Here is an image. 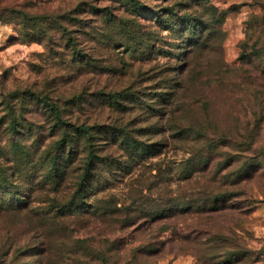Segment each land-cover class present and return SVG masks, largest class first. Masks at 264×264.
Returning a JSON list of instances; mask_svg holds the SVG:
<instances>
[{
  "label": "rangeland",
  "instance_id": "rangeland-1",
  "mask_svg": "<svg viewBox=\"0 0 264 264\" xmlns=\"http://www.w3.org/2000/svg\"><path fill=\"white\" fill-rule=\"evenodd\" d=\"M138 1L144 13H161L162 8L171 5L179 15L199 18L202 25L198 35L205 30L202 38L194 47L190 40L181 39L177 33L179 20L175 18L161 28L139 20L134 29L141 39H149L147 44L126 38L103 44L78 34L71 22L67 27L75 31L72 36L78 37L77 47L90 60L76 66L70 63L71 53L59 36L55 35L52 43L24 39L22 32L27 33L25 27L30 24L20 13L41 16L70 12L75 19L94 21L90 25L98 28L102 20L89 12L87 3L107 7L114 15L132 17L133 12L125 10L118 0H0V126L9 123V104L15 106L16 113L23 114L20 124L33 126V102L16 95L40 92L60 104L70 121L123 128L146 144L167 140L169 149L159 158L148 160V171L159 164L170 169L168 188L176 195L177 203L195 207L199 205L196 203L213 200V210L206 214L192 211L167 222L177 229L175 234L159 233L162 222L154 225L137 220L122 227L113 220L99 221L89 215L67 219L72 237L91 240L97 249H102L106 241L114 245L106 261L91 264H173L182 258L190 259L191 264H264V76L259 72L258 60H242L240 49L247 23L260 14L264 0ZM34 27L49 30L47 22ZM252 34L249 44L260 35L257 31ZM126 43L128 48L123 47ZM100 91L129 94L122 102L127 108H107L98 95ZM170 91L177 92L175 100L167 104L165 117L157 120L159 96ZM80 92V105L69 101ZM173 116L178 117L176 122L171 120ZM37 123L44 124L43 119L38 117ZM164 123L174 131L162 136L159 127ZM180 128L187 132L172 137ZM20 138L29 146L31 140L18 135L15 139ZM0 144V153H7V141ZM33 147L30 144L29 152L33 153ZM109 152L124 160L118 145H111ZM140 169L146 172V168ZM23 171L30 173L28 167ZM95 183V196L90 194L87 202L97 201V205L109 209L130 204L126 186L114 181L112 188L96 191L99 187ZM39 185L30 192L27 182L21 183L16 197L6 199L15 205L46 207L39 203L46 199ZM159 191L161 197L166 195L164 190ZM156 192L153 188L142 195L157 202ZM143 201L139 200L140 205ZM16 228L23 229L17 225L13 233ZM201 229L210 234H196ZM146 244L156 250L150 254L135 250ZM39 258L32 251L19 255L17 263L36 264ZM63 264L78 263L67 260Z\"/></svg>",
  "mask_w": 264,
  "mask_h": 264
},
{
  "label": "trees",
  "instance_id": "trees-1",
  "mask_svg": "<svg viewBox=\"0 0 264 264\" xmlns=\"http://www.w3.org/2000/svg\"><path fill=\"white\" fill-rule=\"evenodd\" d=\"M118 1L125 10L133 12L132 17L114 15L107 7L101 8L87 3L89 12L102 20V25L98 28L96 25H90L94 24V21H88L86 18L75 19L70 12L65 14L52 12L51 15L41 16H30L19 12L23 20L30 24L29 27H25L27 33L22 32V36L29 41L46 40L49 43L53 42L55 35L59 36L71 53L70 63L80 66L88 64L90 60L88 55L77 47L78 37L72 36V32L75 31L69 29L67 23L72 22V26L78 28V34L89 35L91 40L103 44L114 43L124 38L132 43L134 40L139 41L136 42L138 44H147L149 39H141L134 29L138 27L139 20L151 21L161 28L167 26L170 20L178 19V36L190 40L193 47L205 32L203 30L198 35L202 25L199 18L179 15L171 5L162 8L161 13L155 10L144 13V6L138 0ZM260 8V14L252 16L247 23L246 38L241 42L240 49L242 60L250 58L258 60L259 72L264 76V1L260 3ZM46 22L49 30L54 29L52 33L49 30L35 29V25ZM29 31L31 33H28ZM253 31H257L263 37L259 35L249 44ZM123 47L128 48V44H124ZM176 93V91L161 93L157 104V120H161L169 112L166 106L173 99L175 100ZM98 95L102 97L104 104H107V108L116 110H120L121 106L122 110L127 108L122 102L129 94L126 95L123 91L110 93L100 91ZM16 97L22 100L29 98L36 111L33 112V126L30 123L22 125L19 121L23 120L21 117L23 114L16 113L15 106L9 104V123L4 128L0 126V143L7 141V153L4 151L0 153V264H18L19 255L25 256L32 251L40 257L36 264H63L67 260L78 264L106 261L108 258L106 254L115 250L114 245L106 241L107 245L97 249L90 242L91 240L72 237V230L68 229L65 222L69 218L95 216L99 221L113 220L122 227H129L137 220H145L154 225L162 222L158 228L159 233L173 231L175 234L177 229L167 222L172 221L176 216L192 211L203 215L213 210L212 199L202 204L196 203L199 205L195 207H190L188 203H177L176 195H173L168 188V183L172 180L169 175L170 169L159 164L148 171L145 165L148 160L169 149L167 140L146 144L137 140L132 131L123 128L98 122L70 121L65 118L60 104L37 91H28L26 96L16 95ZM82 97L83 93L80 92L69 98V101L80 105ZM38 117L43 119L44 124L37 123ZM177 119V116H173L171 120L176 122ZM171 131H174L173 127H167L165 123L159 127V134L162 136ZM185 132L187 131L180 128L172 137L177 138ZM17 135L26 136L27 140H31L30 144L34 146L33 153L29 152L30 144L29 146L26 142L23 144L21 138L15 139ZM113 144L122 148L123 161L109 152V147ZM99 145H103L104 149ZM0 150H2L1 144ZM22 155L25 157H21ZM79 156L82 158L79 159ZM26 167L30 169V173L24 174L23 170ZM141 167L146 168V172L141 170ZM187 177H189L188 173ZM114 181L126 186L127 194H130L129 205L109 209L107 206L97 205V201L87 202L90 194L95 196V193H92L93 182L98 184L99 188L96 191H104L105 188H112ZM24 182H27V190L30 192L35 190L34 186L38 183L41 184L40 192L46 199H41L39 203L46 204V207L33 208L30 204L15 205L10 199H6L16 197V189ZM153 188L157 189V202L142 195L144 190ZM160 189L165 191V196L161 197ZM141 199H144V205H140ZM17 225L22 226L23 229L16 228L15 235L13 229ZM196 234L210 233L201 229L196 231ZM186 237L188 236H184ZM20 241L23 242L22 245ZM135 250L150 254L156 248L146 244ZM9 256H12L13 260H7Z\"/></svg>",
  "mask_w": 264,
  "mask_h": 264
},
{
  "label": "crops",
  "instance_id": "crops-1",
  "mask_svg": "<svg viewBox=\"0 0 264 264\" xmlns=\"http://www.w3.org/2000/svg\"><path fill=\"white\" fill-rule=\"evenodd\" d=\"M173 264H191V260L188 258H182L180 260H177Z\"/></svg>",
  "mask_w": 264,
  "mask_h": 264
}]
</instances>
